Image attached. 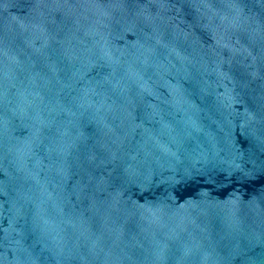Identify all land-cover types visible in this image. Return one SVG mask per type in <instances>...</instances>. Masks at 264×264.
<instances>
[{
    "label": "water",
    "instance_id": "1",
    "mask_svg": "<svg viewBox=\"0 0 264 264\" xmlns=\"http://www.w3.org/2000/svg\"><path fill=\"white\" fill-rule=\"evenodd\" d=\"M0 264H264V0H0Z\"/></svg>",
    "mask_w": 264,
    "mask_h": 264
}]
</instances>
